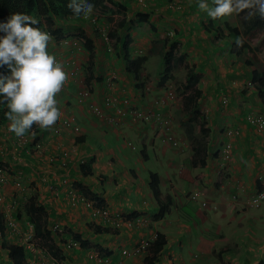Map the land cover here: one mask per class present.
Instances as JSON below:
<instances>
[{"label": "crops", "instance_id": "1", "mask_svg": "<svg viewBox=\"0 0 264 264\" xmlns=\"http://www.w3.org/2000/svg\"><path fill=\"white\" fill-rule=\"evenodd\" d=\"M121 1L129 6L125 12L127 18L138 12H146L149 15L148 22L155 27L156 34L160 35L167 29L176 27L180 54L189 56V51H194L200 63H205L206 59L210 61L209 66L197 70L199 74H204L202 79L213 74L214 70L218 72L220 79L237 75L239 77V74L244 78L246 72H250L248 74L251 79L252 70L260 72L253 64L255 62L246 64L245 61L249 59H239L241 54L235 56L230 53V44L226 43L230 39H221L210 29H195L202 22L201 18L197 20L196 17L202 13L195 12L196 9L191 10L188 5L198 6L197 0H184L186 6L180 12H168L164 7V0H146L147 5L144 7H140L136 0ZM208 2L211 6V0ZM98 21L100 18H97ZM88 25H91L89 17H72L64 29L83 31L92 40L91 54L82 48L79 62L82 63L84 59L94 64L90 74L94 78H89L88 83L94 88V94L90 98H78L77 91L82 88V82L73 80L68 71V84L57 94L61 117L73 116L81 128L80 133L68 129L59 137H54L50 128L34 125L32 129L35 127L34 130L38 131L36 134L41 135L44 141L41 154L37 155L33 152L25 154L26 148L14 149L8 142L4 143L10 137L9 122L0 128V163L8 167L10 179L18 176L22 184V188L17 190L12 180L7 182L3 188L5 202L0 204V214L4 220L5 216L9 217L15 210L13 217L17 223H24L25 218L21 219L23 214L18 213L16 201H34L43 206L46 226L52 229L54 243L56 249H61V256L56 258L43 250L38 245V237H33L31 243H25V231L20 227L17 233L11 235H2L0 230V264H11L4 244L22 245L29 264H94L87 255L93 247L112 256L113 261L118 264H146L151 253L127 257L121 255L120 250L133 246L141 237L152 240L158 233L164 236L165 244L154 255L151 264H264V202L257 207L251 204L253 195L260 187L258 178L264 175V127L259 129L246 120L249 114L264 117V98L262 102L259 98L247 103L246 96L242 97L238 91L232 94L231 103L222 105L217 101L219 92L215 94V90H211L205 93L201 84L196 85L201 92L198 100L202 101L206 95L207 103L198 101L192 109L202 111L204 108L207 122L202 121L209 130L199 138L206 148V154L201 156L204 164L196 165L190 143L182 145L181 149L166 146L155 137L153 126L149 123L118 120L113 124L89 111L87 101H94L95 98L101 100L100 92L107 88L106 76L103 78L106 71L97 70V65L109 63L104 67L109 69L114 66L111 62L114 55L107 53L103 43L100 44L95 39ZM197 30L199 34L196 33ZM140 34L138 30L132 34L130 49L144 50V45L147 46L148 43L149 54H161V50H152L154 48L151 45H157V41L150 43L149 38ZM48 48L57 51L61 57L74 52H71V46L58 50L50 44ZM203 53L206 58H203ZM147 61L148 58L145 62ZM152 66L154 76L156 72H161L154 65L150 66L151 69ZM117 74L120 82L117 84L118 91L124 89L134 97V83L130 81L133 79L128 78L122 64ZM129 87L131 90H128ZM252 93L255 94L254 90L249 94L252 96ZM113 108L107 112H113L114 118L118 112ZM185 119H182V124L173 119V130L179 140L191 142L193 138L190 140L187 135L191 118L187 122ZM224 129L226 131L222 132ZM87 135L92 136L93 145L98 146L99 150L88 145ZM120 136L136 138L141 146L138 150L140 156L132 153L135 147L127 148L124 142L117 144L116 141L113 144L122 152H118L113 145H108L106 137L115 141L120 140ZM225 142L231 144V153L227 159L222 160L220 150ZM79 144L84 146L82 150H79ZM212 146L217 148L215 153L211 152L214 150ZM147 147L153 149L154 164L148 163L149 157L145 152ZM62 150L68 151L66 161H61ZM55 154L58 156L55 157ZM50 156L54 157L53 160H50ZM81 161H85L84 166L90 175L82 173ZM150 172L158 175L162 215L160 205L151 193ZM81 185L86 187L88 195L98 197L102 202L100 204L109 208V221L93 218L90 209L80 201L73 204L72 191L80 194L75 189L83 190ZM192 195H196V198L192 199ZM203 200L206 201L205 206L201 204ZM139 217V221L133 219ZM55 225L63 242L76 238L80 240L81 246L65 250L63 243L54 235ZM30 227L31 230V224Z\"/></svg>", "mask_w": 264, "mask_h": 264}, {"label": "rangeland", "instance_id": "2", "mask_svg": "<svg viewBox=\"0 0 264 264\" xmlns=\"http://www.w3.org/2000/svg\"><path fill=\"white\" fill-rule=\"evenodd\" d=\"M184 6H186V3H184ZM190 7H191V10L196 9V10H194L195 12L202 13V15L197 16L196 18H197V20L199 18H201L203 23L201 22L195 29H198L199 27H200V29L204 28V31H207L210 29L216 33L217 37H219L221 39H225V38L230 39V41L226 42L228 45L230 44V48H232L233 37H232V35H229V30L226 27L227 26L237 27L239 34H240V37L242 39H246L247 42L253 47L254 46L259 47L258 51L252 50L250 52H242L241 55L239 56V59H249L248 62H255L253 64H255L257 68H259L260 72H264V35H263V32L261 29H257L254 31V34L246 35L244 33V30H245L244 21L247 18H245L244 14L232 15L230 17H224L222 19H212V18L207 16L206 12L199 10L197 5H193V6L188 5V8H190ZM124 14L125 13L121 14L117 11L114 12L113 16H111V15L108 16L107 14L97 13V15H98L97 18H100V21L96 22V24L99 27H102L107 31H109L110 29L114 30L116 28V24L120 20L121 21L125 20L126 15L124 17ZM103 15H104V18H102ZM109 17H113V18H109ZM143 24L145 25V23H143ZM88 27L90 29H92L94 35L97 37L98 40L96 38L95 39L97 41H99L101 44L102 38H101V36L98 35L99 34L98 31L94 30V28L91 25H88ZM190 27H193L192 24H190ZM135 29H137L141 33L140 36L141 35L145 36V32L141 28L136 27ZM167 30H168V33H169V31L171 33V34L169 33V35H165L166 38H168L167 42L165 41L166 39L156 40L157 37H155V36L149 37L150 43L153 42L154 40L157 41V45H151L154 48L152 50H155V51L161 50V54H159V53H156L154 55L149 54L147 52L148 43H146L147 46L144 45V47L146 49H144L143 53H138V50H142V49H136L135 50L133 48V49L129 50V52L130 51L133 52V53H130V55H132V56H136V55H142L143 56V54H146V57L148 58V61L144 62L142 69L140 70V76H141L140 80L137 82L134 80H130L132 83H134V84H132L134 86V88H132L133 92H134L133 93L134 97H132L129 93L127 94L124 89H122L121 91H118L119 88H118L117 84L120 82H119V78H117V81L114 83L113 88H111V89L105 88L103 91L100 92L101 98L103 97V95L105 93H111L113 95H116V97H120V95L122 94L121 98L129 99L130 105H124V103L122 101H121V103L117 102L116 107L113 109L118 113H117V117H114V118L112 116L113 112H107L109 109H112V108L105 106L104 108H102V112H101L100 116L104 121H107L108 123L112 122L113 124L116 123L118 120L119 121H135V122L149 123L153 126V130H154L153 134L155 135V137H158L161 142H163L162 144H164L166 146L170 145L174 148H180L181 149L182 145L184 146V145H188L190 143L191 150H192V140L191 139L192 138L193 139L194 138H196V139L201 138V133L198 132L195 128V123L191 122L192 118L194 117L195 110L197 112H199V120H205L206 121V117H205L206 111L203 110L204 108L202 109V111H198L197 109H192L194 106H196V103L198 101L200 103L202 101L207 103L206 102L207 101L206 95H205V98L203 97L202 101L198 100V97H197L195 100V104L193 103V101L191 102L188 99V96L190 94H192V89L194 87H196V85L201 84L203 89L205 90V93L208 91H211V90H215V94L217 92H219V95L217 96V97H219V99L217 101L219 104H222V105H227V104L231 103L233 101L232 100V98H233L232 94L234 92H238V91H239V93L242 94L241 95L242 97L244 95L246 96L245 98H246L247 103H252L254 99L258 100L259 98H260V102H262L263 98H264V92L262 94H260L254 88L255 85H257V83H255L254 81H251V79L249 78L248 73H250V72H248V73L246 72L244 74V76H245L244 78H241V76L239 74V77L237 75V76H234L231 78L227 77L224 79H220V77L217 75L218 72H215V70H214L213 74H209L205 78L202 79L204 74H202V73L199 74V71H197V70H200L202 67L209 66L210 61L206 59L205 63H200V60L198 59V55L195 54L194 51L192 53H191V51H189L188 55L191 57L184 56V55L180 54V52H179L180 47H178V42L176 40V35H177L176 27H171L170 29H167ZM134 32L136 33V30H134ZM79 33H80L79 30L72 29V31H68V32L64 31V32L59 33V34L54 35V36L51 35L52 40L49 43V45L51 44L52 46L55 47L57 45V42L59 40H62V38L64 37L63 35H65V34L68 36L75 37ZM114 33L118 34L116 30L114 31ZM152 33H153V31L149 32L148 34L152 35ZM196 33L199 34L198 30ZM123 34H124V32H123ZM161 37H163V36H161ZM192 49L195 50V48H192ZM134 50H135V52H134ZM170 50H171L172 55H171V57H169L171 59V64H170V69L168 72V78L164 81V83H161L159 81V78L161 77V75L164 74L163 71L160 73L156 72V75L154 76V68L152 66V69H151L150 66L154 65V66H156V68H160L161 70H163V68L161 67L162 62H164V61H162L163 56H164L165 52H168ZM49 52H52V51L50 50ZM74 52H73V54L71 53V56L73 58H75L77 63H78L79 62V56H81L83 52L81 49H78V48H75ZM107 53L114 55L113 57H111V62H112V64H114V66L110 67L109 69H106V71H110V69L112 68V70H115L118 72V69L120 70V65L123 63L122 59L119 58V56L117 55L116 49H114V48H113V50H111ZM202 55H203V58H206V55L204 53ZM54 56H57V55H54ZM82 60H83L82 61L83 63L87 62L84 59H82ZM113 60H114V62H113ZM211 63H213V61ZM86 64L83 65L84 68L86 66L89 67V65L88 64L86 65ZM105 64H109V63H104L102 65L105 67ZM164 64H165V62H164ZM102 65L101 64L97 65L98 66L97 70L102 69V67H103ZM251 65H252V63H251ZM237 66H239V65H237ZM148 70H149V73H148ZM236 71H238V68ZM148 74H150V76H147ZM126 75L128 76V78L133 79V77L130 74H126ZM200 80H201V82H200ZM137 86H140V87H137ZM128 90H131V87H129ZM253 90H254L255 94L252 93V96H251V94H249V93H250V91H253ZM118 92H120V93H118ZM258 94H260V95H258ZM230 95H231V97H229ZM215 98L216 97H214V100H215ZM92 102H96V100H94ZM187 102L188 103L190 102L189 104H192V105L185 106V104H187ZM88 105H87V107H88ZM128 108H135L136 110H138L140 112H145L149 109L157 110L160 114H162L164 117L169 119V123L167 126H158L157 124H155L153 121H150V120H141V119L134 120L133 117L129 116L126 113V110ZM186 109H190V111H188V110L186 111ZM189 114H191V115L189 116ZM183 118H186L185 119L186 122L189 118H191V120L189 121L191 127H187V135H188V138L191 140V142H189L188 140H185V139H183L182 141L179 140L176 137V134L173 130V119L179 120L180 124H182L181 121ZM225 131H226V129L222 130V132H225ZM9 132L10 131H8V137L10 134L9 138H13L14 136H16L14 133H12V132L9 133ZM28 133L29 132H27L26 134H28ZM41 139L43 140L42 136H41ZM86 139H87L88 145L90 147L93 146L94 148L99 150L98 146L93 145L94 141L92 140L91 135H87ZM122 139H124V141H122ZM42 140L40 143H38L39 147L44 146V141H42ZM106 140L108 141L109 146H112L117 141V144H118V142L119 143L124 142V144L127 146V148L133 149L135 147L133 149L134 151H132V153L135 152V154L140 156V153L138 150H139V148H141V146L138 144L136 138H130L128 136L126 138L121 137L120 140L116 139L115 141H113L112 138L106 137ZM58 144H60V141H58ZM221 144H222V141L220 142L219 146H221ZM78 146H79V150H82L84 148V146L82 144H79ZM113 146L118 152H122L117 145H113ZM219 146H217V147H219ZM11 147L16 149V147H14V146H11ZM101 148H102L101 151H103V146H101ZM212 148H214V150H211V152L215 153L217 151V148L215 149V147H213V146H212ZM183 149H185V148H183ZM27 150H28V152L25 151V154H31L33 152L34 154L39 155V154H41L40 152L42 149L40 150V152L36 151L37 148L35 149L34 147H32L31 149H27ZM64 151H67V150H64ZM127 151H130V149H127ZM145 152L147 153V155L149 157L148 163L154 164L155 159H154L153 149L151 147H147ZM49 155H51V154H48V156ZM61 161H66V159H62ZM136 163H137V161H136ZM137 166H138V164H137ZM8 180L9 181H7V182H11V180H12V184L17 190L22 188V184H21L20 178H18V176L13 178V179H10V176L8 175ZM16 182H19V186L16 185ZM6 185H7V183L3 186V188ZM3 193H4V191H3ZM4 195H5V193H4ZM12 202H14V201H12ZM16 203H17L16 208L18 210V213L23 214L21 219L25 218V220H23V221H25L24 223H22V221H21V223L20 222L17 223V230L20 229V227H21V229L23 231H25L24 232V235L26 236L25 243H31L33 241L32 240L33 239V220L31 218V214L28 211V204L29 203L27 200L22 202V203H18V201H16ZM107 209L110 213V210L108 207H107ZM14 213H16L15 210L13 211V214ZM13 214H11V216H13ZM110 216H111V213H110ZM26 219H28V220H26ZM133 219H135V218H133ZM30 224L32 226L31 230H30V228H31ZM131 224L133 225L132 222H131ZM17 230L15 231V233H17ZM28 231H29V233H28ZM26 233L28 235H30L32 233V235L28 236V235H26ZM21 235H23V234H21ZM30 237H32V238H30ZM153 238H154V236H153ZM141 239H145V238L141 237L139 240H141ZM127 248H130V247H127ZM120 254H122L121 250H120ZM123 256L130 257L129 255H123ZM57 257L59 258L60 256H57ZM91 262L96 264L95 261H91ZM59 264H60V262H59Z\"/></svg>", "mask_w": 264, "mask_h": 264}, {"label": "clouds", "instance_id": "3", "mask_svg": "<svg viewBox=\"0 0 264 264\" xmlns=\"http://www.w3.org/2000/svg\"><path fill=\"white\" fill-rule=\"evenodd\" d=\"M173 2H175L174 5H176V7L169 6ZM136 3L140 7H144L147 5L146 0H136ZM197 3L199 10L206 12L207 16L212 19H222L224 17H230L232 15H240V14H244L245 18H251L258 14L261 19H264V0H211V6L209 5L208 0H197ZM93 7L94 5L92 3V0H68L67 3V8L74 16L76 17L83 16L84 18L89 17V23L94 28L95 26H98L96 24L98 12H93ZM164 7L166 8V10H168V12H180L184 9V0H176V1L164 0ZM92 13L94 14L91 16ZM119 13L123 14L122 12ZM113 14L114 12L112 14H107V15L113 16ZM109 18H113V17H109ZM135 18L136 16L134 15L131 18H127L126 16L125 19L132 21L135 20ZM38 24L39 21L36 18L24 14L22 12H14L10 14V16L7 18L6 21H0V67L6 66L10 73L8 75L0 74V104L6 105L7 110L5 112V117L9 121L8 130L10 132H13L17 137L24 136L25 133L32 130V127L34 125H39L41 128L44 129H49V128L51 129V127L54 126L56 123H58L60 118H62L61 117L62 112L58 107L57 94L62 90V88L64 87V85L68 80V75L66 71H68L70 74V70L64 67V60L72 56L70 53L68 56H62V57H66L65 59H62L60 54H58L57 57L62 60L61 63L58 62L56 57L53 54H50V52L48 51L49 43L52 40L51 35L48 32L43 31L39 27H37L36 25ZM100 29H104V28L99 27V31H98L99 36H101ZM134 30L137 29L132 28L131 36L132 34L135 33ZM107 32L109 33V31ZM169 33L168 30H166L159 35L156 34V31H153L152 35L149 36L145 35L144 37L149 38L151 36H155L157 37L156 40H159L161 39V36H163L162 37L163 39H168L166 38L165 35H169ZM95 38L97 39L96 36ZM74 39H77L79 41V45L72 44V41ZM102 43H103V47L107 52L113 50L112 47L108 49V47L104 44L103 41ZM242 43L243 41L239 39L236 41L237 46L242 45ZM68 46H71L73 48L71 52L75 51V48L81 50L82 48H84L83 44L80 42V39L77 37V35L75 37L68 36L67 38H62V40H59L56 45L58 50H60L61 48L65 49ZM143 51H144L143 49L139 50L138 53H143ZM243 52H249V51H243ZM130 53L132 52L130 51ZM136 56H142V55H136ZM143 56L146 57V54H143ZM162 61H164V56ZM78 63L80 64V62ZM81 64H80V68H81L80 76L82 78V81L76 80L74 77H72V79L82 82L81 89L87 90L89 94L86 95L85 97L90 98L94 94L93 92L94 88L88 84L89 77L85 74L87 69L84 70L83 64L82 65ZM89 64L90 63L88 62V65ZM170 64H171V59H170ZM161 65L163 66L162 67L163 70H161L162 72L164 71L165 68L164 62H162ZM102 69H105L106 71V68H104V66L102 67ZM111 72H114L116 74V78L113 80V83H115L117 81V78H119L115 70L110 69V71H106L105 74L103 73L104 74L103 78L106 76L105 78L108 81V77ZM260 73H264V72H260ZM140 77L141 76H139V80ZM251 81H252V76H251ZM85 82L87 85H85ZM106 86H107V82H106ZM257 91L260 94L264 92V90L262 91L257 90ZM119 98L120 101L118 103H121V96ZM92 101L93 100L87 101L86 105H88ZM96 102H101V100H99L98 98ZM111 107L113 108L114 106H110V108ZM89 111L91 110L89 109ZM91 112L95 116L101 118L100 114H96L93 111ZM74 120L76 122V125L79 127V131L75 132L73 131V129L72 131L78 134L80 133L81 128L75 118ZM63 151L64 150H62V152ZM57 156L58 155L55 154V157ZM84 162L81 161L80 167L86 164ZM87 175L90 174L87 173ZM75 191L80 193L78 191V188H76ZM72 193L74 197L77 195L84 194V193L77 194L73 191ZM84 196L90 199L92 198L97 205L104 206L98 202L96 197H91L90 195H86V194H84ZM57 228L58 227L54 229L53 227V231L56 232ZM4 233L5 230L3 234ZM155 238L156 235L152 240H149V243L155 240ZM72 239L78 240L80 242L79 239L76 238H72ZM80 246H81V242L78 247ZM93 249H97V248L93 247L89 251ZM99 251L101 250L99 249ZM146 254H149V248L148 251L142 255H146ZM108 256L111 258L113 264H118L117 261H113L114 259L112 258V256L110 255ZM90 260L94 261L92 259Z\"/></svg>", "mask_w": 264, "mask_h": 264}, {"label": "trees", "instance_id": "4", "mask_svg": "<svg viewBox=\"0 0 264 264\" xmlns=\"http://www.w3.org/2000/svg\"><path fill=\"white\" fill-rule=\"evenodd\" d=\"M68 0H0V21H6L7 18L10 16V14L14 12H22L24 14L33 16L39 21V24L36 25L41 30L48 32L50 35L54 36L59 33H62L64 31H68L65 28V26L68 24L69 18H76L69 9L67 8ZM92 3L94 5L93 12H98L100 14H112L113 12H122L125 13L128 10V4L125 2H122L121 0H92ZM126 15V14H124ZM92 16V15H91ZM90 16V17H91ZM135 20H120L116 24V28L109 30V37L110 42L108 45L110 47L116 49L117 55L119 58L122 59L123 63V69L126 73L130 74L135 81L139 80L140 76V70L142 69V66L144 62L146 61L145 56H134L132 57L129 52V48L132 44V37H131V30L132 28L139 27L141 28L146 36H149V32L154 31L155 27L153 28L152 24L148 22L149 15L146 12L143 13H136ZM145 23V25L143 24ZM143 24V25H142ZM245 30L244 33L246 35L254 34V31L257 29H261L264 35V19H261L259 15L253 16L251 18H247L244 21ZM229 30V35H232L233 42H232V48H230V53L232 55H239L243 51H257L258 46L252 47L246 39H242L240 37L239 31L237 27H226ZM94 30L99 31V27L95 26ZM117 31L118 34L114 33V31ZM220 31V30H219ZM124 32V34H123ZM63 38H67L68 35H63ZM77 37L80 39V42L83 44V47L88 50L91 54L93 50V44L92 40L83 32L81 31L79 34H77ZM161 39H163L161 37ZM243 41L242 45L237 46L236 41L237 40ZM168 39L165 41L167 42ZM48 51L49 48H48ZM50 54L58 55V52L52 51ZM171 50L166 52L164 54V62H165V68L163 71V75L159 78V81L161 83H164V81L168 78V72L170 69V59L171 57ZM63 56V55H62ZM58 58L57 56H55ZM66 57H62V59H65ZM88 64V62H84V64ZM89 67H85L84 70H86L85 74L89 78H94L90 74L93 71L94 64L92 62H89ZM245 63H249L248 61H245ZM86 64V65H87ZM64 67H66L64 65ZM0 74L8 75L9 70L6 66L0 67ZM99 76V75H97ZM252 81L257 83L255 85V88L259 91L264 90V73H260L256 69H254L251 72ZM88 78V81H89ZM99 79V77H97ZM68 84V80L66 82ZM65 84V85H66ZM64 85V86H65ZM140 87V86H137ZM64 88V87H63ZM63 90V89H62ZM61 90V91H62ZM200 90L194 87L192 89V94L188 96L189 101H193L195 103V100L197 97L200 96ZM190 103V102H189ZM187 105H192L189 104ZM194 106V105H193ZM195 107V106H194ZM6 105L0 104V128L3 126H6L8 124V120L5 117L6 112ZM68 116V115H67ZM199 116V112L195 110L194 117L192 118L193 122L195 123V127L198 132L201 133V135H206L209 131L207 127L205 126V122L202 120H199L197 118ZM9 131V130H8ZM12 138H9L5 140V144L8 142L9 146H14L16 148H22V146H16L12 143ZM11 141V143H10ZM32 145V144H31ZM30 145L24 146L26 149H31ZM192 152L194 157L196 158V161H194V164L196 165H203L204 164V158L201 159L202 155L206 154V148L204 142L200 141L199 139H192ZM199 163V164H198ZM0 166L4 169L5 172L9 174V169L4 163H0ZM82 173L84 175H87V169L85 170V166L80 167ZM150 178V189L153 198L155 201L160 205V215L163 214V205L160 202V186H159V179L158 175L156 173H149ZM83 190L81 188H78V191L80 193H84L88 195V191L85 189L86 187L82 186ZM97 200L99 203H102L100 199ZM28 211L31 214V218L33 220V237H38V245L48 253H50L52 256L56 257L61 256V249H56V245L54 243L53 235H52V229L47 228L46 226V215L43 206L37 205L34 201L28 204ZM158 214V216H160ZM0 230L4 231V222H3V216L0 214ZM54 232V231H53ZM54 235L58 238L59 242H63L61 235L58 232H54ZM165 244L164 236L160 233L156 235L155 240H153L151 243H149V253H151V256L149 260H147L146 264H151L152 260L154 259V255L159 253V251L162 249V247ZM4 248L8 251V258L10 259L11 264H29L26 258V252L25 248L22 245L19 244H4Z\"/></svg>", "mask_w": 264, "mask_h": 264}, {"label": "built area", "instance_id": "5", "mask_svg": "<svg viewBox=\"0 0 264 264\" xmlns=\"http://www.w3.org/2000/svg\"><path fill=\"white\" fill-rule=\"evenodd\" d=\"M174 4L175 2H173L169 6L176 7V5ZM100 35H101V38L104 44L108 47V49H110V45L108 44L111 40L108 35V32L104 29H100ZM72 44L79 45V41L77 39H74L72 41ZM56 59L58 62L61 63L62 61L61 59L59 58H56ZM64 65L66 66V68L70 70V74L76 80L82 81V78L80 76L81 75L80 64L77 63L75 58L70 57V58L65 59ZM115 78H116V74L114 72H111L109 74L108 81H107L108 89L113 88V84H114L113 80ZM88 94L89 92L85 89H79L77 92V96L79 98H83ZM119 101H120V98L116 97V95H113L111 93H105L103 97L101 98V102H90L88 105V108L96 114H101L102 108H104L105 106H109V107L116 106V103ZM121 101L124 103V105H130L129 99L127 98H121ZM126 113L129 116L133 117L134 120H137V119L150 120V121H153L158 126H167L169 123L168 118L164 117L162 114H160L157 110H154V109L153 110L149 109L145 112H140L136 110L135 108H128L126 110ZM246 120L250 125L255 126L259 129L264 127V117L261 115L249 114L246 117ZM68 129H73V131L75 132L79 131V127L76 125L74 117L70 115L60 118L59 122L51 127L52 135L54 137H59L62 133H64ZM28 132H29L28 134L25 133L24 136L22 137L14 136L11 139L12 143L16 146H22V147L28 144L31 146V148L32 147H34L35 149L37 148L36 151L40 152L42 147H39L38 143H40L42 140L41 135H37L36 134L37 131L34 129ZM230 145L231 144L229 142L223 143L222 148L220 150L222 160L227 159V157L230 155L231 153ZM25 151L28 152L27 149H25ZM66 154L68 155L67 151L62 152L61 160L67 158ZM53 158H54L53 156H50V160H53ZM258 180H259L260 187L258 188V190L256 191V193L253 195L251 199V204L252 206H255V207L260 206V204L264 202V175H260ZM7 181H8V173L5 172L4 169L0 166V204L5 202V195L2 192V188L7 183ZM16 185L19 186V182H16ZM195 198H196V195H192V199H195ZM72 200H73V204L77 203L78 201H81L82 204L86 208L90 209L91 216L93 218H101L104 221H109L111 219V216H110V213L107 207L97 205L93 199H90L84 195H77ZM201 204L205 205L206 202L202 201ZM134 220L139 221L141 220V218H135ZM3 222H4V230H5L6 235H11L15 233V231L17 230V221L13 216L11 215L9 217L5 216ZM56 227L57 226L55 225L54 229ZM28 236H31V234ZM79 245H80V242L78 240L71 239L64 244V249L71 250L75 247H78ZM148 248H149V241L147 239H141L132 247L121 249V253L122 255L139 256V255L146 253L148 251ZM87 255L89 259L96 261V263L98 264H113L111 258L108 255L99 251V249H93L89 251ZM57 264H59V262H57Z\"/></svg>", "mask_w": 264, "mask_h": 264}]
</instances>
